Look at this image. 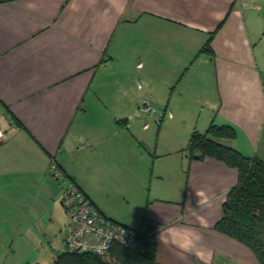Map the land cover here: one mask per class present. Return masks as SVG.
Returning a JSON list of instances; mask_svg holds the SVG:
<instances>
[{"label":"crops","instance_id":"1","mask_svg":"<svg viewBox=\"0 0 264 264\" xmlns=\"http://www.w3.org/2000/svg\"><path fill=\"white\" fill-rule=\"evenodd\" d=\"M195 101L203 131L234 127L225 145L249 156L264 141V0H0V264L65 251L53 158L109 219L157 224V263L258 264L213 228L236 168L185 147L175 164L132 129L155 118L161 136L164 110Z\"/></svg>","mask_w":264,"mask_h":264},{"label":"trees","instance_id":"2","mask_svg":"<svg viewBox=\"0 0 264 264\" xmlns=\"http://www.w3.org/2000/svg\"><path fill=\"white\" fill-rule=\"evenodd\" d=\"M208 38L203 51L212 54ZM236 131L229 124L210 123L205 131H193L185 147L189 159L212 157L236 168L238 180L222 203L221 217L214 229L247 247L258 264H264V160L258 156H245L237 149L222 143L233 139ZM157 224L142 218L137 231L138 244L128 248L114 244L112 261L90 251L68 252L59 255L54 264H159L156 261L155 230Z\"/></svg>","mask_w":264,"mask_h":264},{"label":"built area","instance_id":"3","mask_svg":"<svg viewBox=\"0 0 264 264\" xmlns=\"http://www.w3.org/2000/svg\"><path fill=\"white\" fill-rule=\"evenodd\" d=\"M48 172L61 184V203L72 224L65 236L66 251H90L108 257L114 244L137 246V231L106 217L55 158L50 161Z\"/></svg>","mask_w":264,"mask_h":264},{"label":"rangeland","instance_id":"4","mask_svg":"<svg viewBox=\"0 0 264 264\" xmlns=\"http://www.w3.org/2000/svg\"><path fill=\"white\" fill-rule=\"evenodd\" d=\"M136 82H138V80H136ZM141 84L144 85L142 81ZM133 85L137 86L138 84L135 83ZM163 85H166L165 82H163ZM204 90H207L206 96L210 98V101L216 102L214 83L208 84V87L204 88ZM203 108H201V106H199L196 101L194 103L190 102V105L188 107H186L185 105L168 106V108L164 110V115L162 118L163 130L161 136L154 133L155 130L159 127L155 118L148 117L137 119L135 120L136 124L133 125L132 129H138L142 133V139L145 145L144 148L148 149L156 144L157 152H165L169 151L170 149L176 151L177 153H175L172 157V162L175 164L177 162V164H179L181 157L183 158L184 156V151L182 148L186 147L189 131L193 129V125H196L195 127H197V129L202 132L208 123L210 112L208 111L206 106ZM159 113L160 111L158 112V114H156L157 117H159ZM2 135L3 134H0V136ZM262 142L264 141H261L259 143L258 140V142H255V144H253L249 157L259 155L256 152L260 151L262 145H264L262 144ZM167 160L170 161L171 159ZM103 259L106 261H112L111 256L103 257Z\"/></svg>","mask_w":264,"mask_h":264},{"label":"clouds","instance_id":"5","mask_svg":"<svg viewBox=\"0 0 264 264\" xmlns=\"http://www.w3.org/2000/svg\"><path fill=\"white\" fill-rule=\"evenodd\" d=\"M143 87H144L143 84H139V83H138V85H137V90H138V91H143Z\"/></svg>","mask_w":264,"mask_h":264}]
</instances>
